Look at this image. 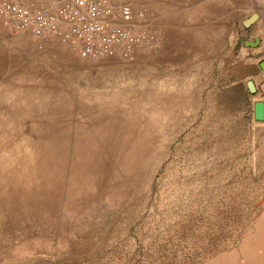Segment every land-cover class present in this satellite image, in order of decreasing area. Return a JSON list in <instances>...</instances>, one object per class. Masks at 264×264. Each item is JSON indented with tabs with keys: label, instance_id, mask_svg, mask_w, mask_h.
Returning a JSON list of instances; mask_svg holds the SVG:
<instances>
[{
	"label": "rangeland",
	"instance_id": "rangeland-1",
	"mask_svg": "<svg viewBox=\"0 0 264 264\" xmlns=\"http://www.w3.org/2000/svg\"><path fill=\"white\" fill-rule=\"evenodd\" d=\"M222 2L139 0L128 60L0 20V264H264V0Z\"/></svg>",
	"mask_w": 264,
	"mask_h": 264
},
{
	"label": "built area",
	"instance_id": "built-area-1",
	"mask_svg": "<svg viewBox=\"0 0 264 264\" xmlns=\"http://www.w3.org/2000/svg\"><path fill=\"white\" fill-rule=\"evenodd\" d=\"M0 20L13 33L56 41L88 59L128 60L163 44L154 11L139 0H0Z\"/></svg>",
	"mask_w": 264,
	"mask_h": 264
},
{
	"label": "crops",
	"instance_id": "crops-1",
	"mask_svg": "<svg viewBox=\"0 0 264 264\" xmlns=\"http://www.w3.org/2000/svg\"><path fill=\"white\" fill-rule=\"evenodd\" d=\"M226 2H227V0H223L222 3L227 5ZM228 6H229L228 10H231V7H232L231 0L228 3ZM226 12H227V9L225 8L224 9V14H226ZM224 19H226V17ZM229 19H230V17H229ZM260 39H261V43H260V45L258 47H256V48L247 47V49H246V54L247 53L249 54L250 50L252 51L251 52L252 53L251 54L252 55L251 59L249 58L247 60L250 61V62H256L257 65H260V63L264 61V37L263 36L261 37V35H260ZM253 78L256 81V84H257V87H258V95H261V97H262L260 100H262L264 102V71L262 69H261V71L258 70L256 72V77L253 76Z\"/></svg>",
	"mask_w": 264,
	"mask_h": 264
},
{
	"label": "water",
	"instance_id": "water-1",
	"mask_svg": "<svg viewBox=\"0 0 264 264\" xmlns=\"http://www.w3.org/2000/svg\"><path fill=\"white\" fill-rule=\"evenodd\" d=\"M248 86L252 92L256 90V87L253 81H249ZM255 118L256 120H264V102L255 103Z\"/></svg>",
	"mask_w": 264,
	"mask_h": 264
}]
</instances>
